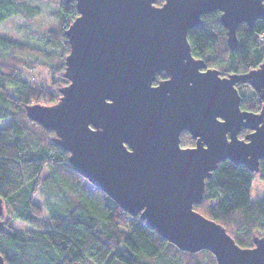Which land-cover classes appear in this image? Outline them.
Segmentation results:
<instances>
[{"label":"water","instance_id":"obj_1","mask_svg":"<svg viewBox=\"0 0 264 264\" xmlns=\"http://www.w3.org/2000/svg\"><path fill=\"white\" fill-rule=\"evenodd\" d=\"M65 1L79 13L66 31L69 83L57 103L29 106L28 117L54 133L76 172L180 250L209 251L218 264H264V235L242 248L193 208L220 162L259 172L264 106L242 110L235 85L248 83L264 102V60L222 76L193 57L188 41L203 15L219 11L234 50L240 24L264 19V0ZM184 131L194 147H181ZM8 220L0 198V232Z\"/></svg>","mask_w":264,"mask_h":264},{"label":"trees","instance_id":"obj_2","mask_svg":"<svg viewBox=\"0 0 264 264\" xmlns=\"http://www.w3.org/2000/svg\"><path fill=\"white\" fill-rule=\"evenodd\" d=\"M29 0H0V26L21 16L26 22L38 15ZM158 0L157 5H162ZM54 13L58 24L45 35L43 60L28 61L18 56L23 49L0 37V120L10 125L0 130V198L4 201L8 224L0 232V254L7 264H218L206 250L190 253L163 238L147 226L140 215L124 211L105 192L76 172L69 153L54 142V133L27 115L31 105H53L64 77L65 59L70 52L67 29L79 15L75 2L60 0ZM221 12L201 17V24L188 32L193 57L222 76L246 74L264 60V19L237 29L238 44L231 50ZM49 69L52 85L46 87L23 76V68ZM157 75V79L165 78ZM244 111L258 113L264 106L248 83H237ZM250 131L242 129L240 138ZM182 148L196 141L184 131ZM264 180V160L259 172L244 165L222 161L206 180L203 201L194 210L222 225L242 248L254 246L264 235V196L252 201L253 180ZM40 194L44 205L35 202ZM11 219V221H10ZM17 220L29 227L18 231Z\"/></svg>","mask_w":264,"mask_h":264},{"label":"rangeland","instance_id":"obj_3","mask_svg":"<svg viewBox=\"0 0 264 264\" xmlns=\"http://www.w3.org/2000/svg\"><path fill=\"white\" fill-rule=\"evenodd\" d=\"M60 0H29L28 4L31 8H37L38 15L32 21L26 22L21 16H14L0 26V37H5L20 45L23 49L20 58L28 61H35L36 59L43 60L45 52V35L51 29L57 27V20L53 15L58 11ZM23 76L34 82L41 83L46 87L52 85V78L49 69L43 66H38L33 69L23 68ZM9 119L0 120V130L10 125ZM264 196V180L256 177L253 180L250 198L255 201ZM35 202L43 206L44 198L37 194ZM11 221V219H10ZM12 226L18 230H28L29 227L24 223L14 220L11 222Z\"/></svg>","mask_w":264,"mask_h":264},{"label":"flooded vegetation","instance_id":"obj_4","mask_svg":"<svg viewBox=\"0 0 264 264\" xmlns=\"http://www.w3.org/2000/svg\"><path fill=\"white\" fill-rule=\"evenodd\" d=\"M165 74V73H164ZM157 75H159V74H157ZM165 76H166V74H165ZM157 78V77H156ZM167 78V76L165 77V78H162V79H157V82L155 83V84H157L158 83V81H160V80H164V79H166Z\"/></svg>","mask_w":264,"mask_h":264}]
</instances>
